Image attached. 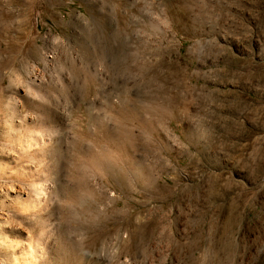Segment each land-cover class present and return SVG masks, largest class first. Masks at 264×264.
<instances>
[{"label":"rangeland","instance_id":"obj_1","mask_svg":"<svg viewBox=\"0 0 264 264\" xmlns=\"http://www.w3.org/2000/svg\"><path fill=\"white\" fill-rule=\"evenodd\" d=\"M15 101L56 151L130 154L127 187L85 169L96 253L63 199L43 215L81 264H264V0H0L3 114Z\"/></svg>","mask_w":264,"mask_h":264},{"label":"bare ground","instance_id":"obj_2","mask_svg":"<svg viewBox=\"0 0 264 264\" xmlns=\"http://www.w3.org/2000/svg\"><path fill=\"white\" fill-rule=\"evenodd\" d=\"M9 107L6 108L13 117L3 114L0 103V264H59L60 261L81 264L76 256L75 241L61 232L54 221H49V216L44 219L43 215L50 213L56 198L63 199L62 221L70 220L76 231L90 235L85 243L96 253L109 219L97 212L100 201L90 200L84 204L83 191H87L89 185L84 181L85 169L97 174L107 172L112 187L118 183L127 187L132 168L130 154L112 151L111 155H105L79 150L68 155L56 151L50 135L42 131L37 136L19 122L16 117L21 107L19 102ZM95 133L98 138L106 139L110 147L114 145L106 129L98 126ZM87 135L85 129L81 137ZM103 157L106 158L104 163ZM3 162L11 167L7 168ZM92 184L99 188L98 183ZM71 207L77 212H71ZM122 221L128 226L131 217L124 215ZM124 238L130 242L131 235ZM83 239L80 247H83Z\"/></svg>","mask_w":264,"mask_h":264}]
</instances>
